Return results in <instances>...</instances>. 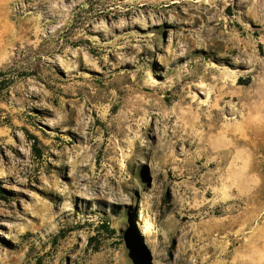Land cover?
<instances>
[{
	"label": "rangeland",
	"instance_id": "rangeland-1",
	"mask_svg": "<svg viewBox=\"0 0 264 264\" xmlns=\"http://www.w3.org/2000/svg\"><path fill=\"white\" fill-rule=\"evenodd\" d=\"M0 264H264V0H0Z\"/></svg>",
	"mask_w": 264,
	"mask_h": 264
}]
</instances>
